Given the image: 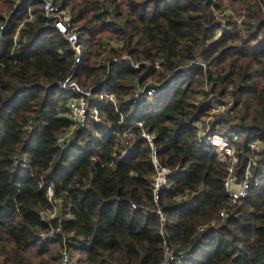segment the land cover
<instances>
[{
    "label": "trees",
    "instance_id": "trees-1",
    "mask_svg": "<svg viewBox=\"0 0 264 264\" xmlns=\"http://www.w3.org/2000/svg\"><path fill=\"white\" fill-rule=\"evenodd\" d=\"M56 1L70 10L83 45L77 80L117 102H101L100 120L60 143L71 121L70 92L59 81L73 50L41 0H0V264H60L65 246L75 264H161L165 244L175 253L168 264H264V0ZM225 8L245 18L218 15ZM229 98L210 114L212 99ZM209 116L208 132L220 129L237 147V173L250 142H262L254 168L261 183L226 217L219 212L229 162L198 134ZM139 119L153 145L136 127L122 154L120 133ZM153 146L173 170L158 203ZM49 186L61 221L42 219ZM58 225L65 242L41 238Z\"/></svg>",
    "mask_w": 264,
    "mask_h": 264
},
{
    "label": "built area",
    "instance_id": "built-area-1",
    "mask_svg": "<svg viewBox=\"0 0 264 264\" xmlns=\"http://www.w3.org/2000/svg\"><path fill=\"white\" fill-rule=\"evenodd\" d=\"M43 11L46 16L53 21L54 27L66 38L70 43V46L73 50V66L70 72L67 74L64 80L59 81V86L70 92V95L67 99V117L71 121L70 128L63 131L58 138L60 143L64 142L74 131V129L79 127L86 126L89 120L99 121L101 116L99 112V105L103 101H112L113 103L117 102L116 96L114 93L108 91H102L98 96L93 94L91 87H87L81 84L77 78L76 73L81 63L83 56V45L80 42V34L76 23L73 21V16L70 10L67 7H64L61 1L56 0H41ZM28 18L33 17V13L28 7ZM225 11V12H224ZM229 10H220L222 13H228ZM218 13V12H217ZM220 14V13H218ZM224 15V14H223ZM8 17V16H7ZM24 24L22 20L14 34V39L18 38L19 28ZM5 22H0V35L5 29ZM121 43V42H119ZM125 59H130L128 55L124 56ZM131 64L134 67H139V63L131 61ZM144 87H137L136 93L140 94L144 92ZM154 89L147 91V96L152 95ZM150 97V96H148ZM232 104L231 101L217 102L212 99L213 109L210 111V114L213 112L223 111L228 106ZM211 117V116H209ZM208 117V118H209ZM205 128L202 123L199 122V131L200 136H206V140L211 144L217 147L220 156L223 159L228 160V173L224 179V186L226 188L228 199L226 205L221 208L219 214L221 217H226L231 212V209L236 207L244 198L249 195L250 190L260 185L262 175L255 173V165L257 163V151L262 146V142L259 139H254L250 142V153L240 173L236 172V162H237V147L234 142L229 139L220 129L212 130L208 132L210 125L204 123ZM140 128V135L142 138L147 139L153 145L154 134L150 132L146 127L144 120H134L130 123V126L125 128L119 136V141L121 145L122 154H126L132 149V140L134 139L136 133L134 128ZM153 160L156 167V173L153 177L152 187H153V199L155 203H158L159 194L161 188H163L167 181V176L173 170L168 169L167 167L160 164L155 156V147L153 146ZM48 196L51 201V207L41 211L42 219L49 221L52 218L59 217V221L63 219L60 215L62 202L60 199L53 198V188L49 186ZM133 208L141 207L144 210H150L146 205L139 206L136 202H132ZM157 212L164 218L160 209H157ZM200 231L204 230L203 227H199ZM162 232H164L162 230ZM55 237H62L66 241V235L61 226L53 227L51 226L47 231L41 233L42 239H50ZM166 257L161 264H168L171 260L175 259V253L170 247V245L165 244ZM63 259L61 264H75L73 258L71 257L67 247L65 246L62 250Z\"/></svg>",
    "mask_w": 264,
    "mask_h": 264
},
{
    "label": "rangeland",
    "instance_id": "rangeland-1",
    "mask_svg": "<svg viewBox=\"0 0 264 264\" xmlns=\"http://www.w3.org/2000/svg\"><path fill=\"white\" fill-rule=\"evenodd\" d=\"M244 11V10H243ZM218 13H220V14H218V15H223L224 13H222V12H220V11H217ZM225 12V11H224ZM233 15L235 18H237L239 21H242L244 18H245V14L243 13V14H237V11L235 10V9H233L232 11H229L228 12V15ZM221 32H220V30H218V34H220ZM207 89H209V87L207 86ZM228 101H231L230 100V98L229 99H226V102H228ZM232 102V101H231ZM219 112V111H218ZM217 111L216 112H213V114H215V113H218ZM211 118L212 117H209V118H206L205 119V122L206 123H208V124H210V120H211ZM223 132V131H222ZM236 138V137H235ZM227 159V158H226ZM237 163V162H236ZM237 165V164H236ZM236 172H237V166H236ZM66 235V234H65ZM58 238H61L64 242H65V240L62 238V237H55V238H50V240L51 239H58ZM51 245V244H50ZM64 249V247L61 249V252L59 253V254H57V256L59 257V259H60V264L62 263V259H63V253H62V250ZM28 254H29V256L33 259V260H35V261H37L38 259H39V255H38V253H36L34 250H29L28 251ZM71 255V254H70ZM73 259H74V261L76 260V258L75 257H77V256H71ZM77 262V261H76Z\"/></svg>",
    "mask_w": 264,
    "mask_h": 264
},
{
    "label": "water",
    "instance_id": "water-1",
    "mask_svg": "<svg viewBox=\"0 0 264 264\" xmlns=\"http://www.w3.org/2000/svg\"><path fill=\"white\" fill-rule=\"evenodd\" d=\"M155 156H156V154H155Z\"/></svg>",
    "mask_w": 264,
    "mask_h": 264
}]
</instances>
